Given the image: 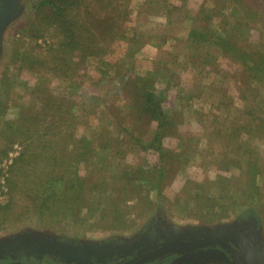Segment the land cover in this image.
I'll list each match as a JSON object with an SVG mask.
<instances>
[{
	"label": "rangeland",
	"instance_id": "1",
	"mask_svg": "<svg viewBox=\"0 0 264 264\" xmlns=\"http://www.w3.org/2000/svg\"><path fill=\"white\" fill-rule=\"evenodd\" d=\"M112 1L111 12L112 7L120 8V4L128 11L124 22L117 24L118 29L123 25L126 35L115 40L107 54L118 66L101 80L102 74L97 70L100 59L90 56L75 72L74 78L83 80L79 85L73 84L63 69L49 73L17 70L13 59L14 35L20 36L35 18L36 9L33 0H6L7 7L0 18V95L8 64L10 72L19 74V78L0 125L2 120L20 118L22 109L35 101L32 88L48 76L42 86L58 98L56 108L66 116L60 123L64 125L69 120L74 124L68 126L67 132L75 130L78 138L87 136L92 140L97 153L92 155L101 167L118 175L127 165L154 170L163 164V156L158 149L146 146L155 136L159 122L145 119V114L139 117L143 97L131 86L127 90L121 87L123 79L131 75L149 76L147 88L159 94L164 110L177 121L178 131H171L161 144L162 149L171 153L169 180L162 191L149 185H127L131 196L128 204L133 210L123 216V221L89 215L87 204L106 198L95 197L94 193L87 195L89 202L81 206L82 219L65 215L66 210L60 215L50 210L43 213L37 206L42 198L40 185L33 191L34 182L27 181L17 190L10 182L11 178H18L13 165L25 149L22 140L27 134L12 142L9 137L13 131L1 129L0 251L16 246L31 254L48 252L79 264H109L117 252L131 256L139 248L159 249L160 235L165 238L160 248L163 249L181 239L239 232L252 240L257 257L254 263H246L264 264V63L263 68L254 71L248 62L226 52L216 41V37L222 36L231 45L237 41L241 46L259 44L252 51L263 52L264 0ZM219 1L223 5L213 10ZM84 2V9L98 10L96 0ZM203 8L204 14H210L207 22L198 16ZM236 11L238 15L234 17ZM205 25L209 26L212 38L198 41L190 36L193 29L204 30ZM53 39V31L48 30L39 39L27 37L26 42L38 46L35 53L43 55ZM261 57L264 60V54ZM93 78L99 82L94 84ZM37 103L38 107L43 105L42 100ZM72 112L80 115L77 122L70 115ZM50 119L48 116L41 121V133L50 125ZM47 136L62 139V146H74L73 140L50 134L44 139ZM109 139L112 143L107 144ZM88 154L84 152L85 156ZM250 154L262 163L255 174L246 170ZM42 165L43 162L39 175L34 172V176L45 173ZM89 166L94 164L82 161L79 168L73 166L68 172L74 174L76 170L86 175ZM140 180L143 179L134 182ZM124 184L120 181L118 187ZM198 192L201 198L197 197ZM139 195H143L142 203ZM176 254L173 264H237L233 255L219 246ZM93 256L94 260L90 258Z\"/></svg>",
	"mask_w": 264,
	"mask_h": 264
},
{
	"label": "trees",
	"instance_id": "2",
	"mask_svg": "<svg viewBox=\"0 0 264 264\" xmlns=\"http://www.w3.org/2000/svg\"><path fill=\"white\" fill-rule=\"evenodd\" d=\"M84 1L85 0H33V7L36 9L35 18L22 29L20 36L14 35L15 38L12 44L13 59H15L14 63L16 64L17 70L22 71L24 69H29L36 70L39 73H49L54 69H63L64 74L66 73L65 75L72 79L73 84L78 83L80 85L83 80L74 78L75 72L79 71L88 57L93 56L100 59L97 70L102 74L101 80L105 79L111 68L118 66L113 59L108 58L107 54H110L113 42L126 35L124 34L125 30L123 25H121L119 29L117 26L118 22H124L128 15L126 6L120 4L125 7L124 10L121 6L120 8L114 6L112 7L113 12H111L110 6H113L114 1L96 0V4H98L96 7L98 10L93 12L90 7H85V9L84 6L82 7V4L85 3ZM222 5L223 4H220L219 1L213 10H218ZM6 7L7 6H5V8ZM107 8L110 10H106ZM205 11L206 8H203L201 11L202 15L198 14V16L200 15L203 17V20L207 22V17L210 14L209 12L204 14ZM237 12L238 11L234 13V17L238 15ZM204 27V30L200 31L193 29L190 36L192 38H197L198 41L212 38L209 26L205 25ZM48 30L53 31L54 39L49 43L48 49L45 53L43 52V55L35 53L38 46L33 43L27 44V37L31 36L33 39H39L45 36ZM228 40L227 38L224 39L222 36L216 37L217 43L220 44L226 52L228 51L234 57L248 62L249 66L254 71L263 68L262 64L264 60L261 55L264 54V51H252V48H258L260 46L259 44L253 47L252 44L241 46L237 44V41L235 45H231ZM259 57L262 61H260ZM8 65L2 77L5 87L3 86L4 90L0 95V117L5 115L8 110L11 94L19 78V74L10 72L11 64ZM47 79L48 76H46V78L44 77L41 79V82H39L40 84L32 88V95H35V101H33L30 106H26L22 109L18 120H2V124L0 125V131L1 129L3 132L7 129L13 131L12 135L9 137L12 142L17 136L21 137L24 133L27 134L26 138L22 140L25 144V149L21 155L17 157L13 165V170H15V175H18V178H11L10 182L12 187L17 190L21 189V184L23 183L24 185L28 181V183L34 182L35 185L34 187L31 185V189L36 191V188L40 185L42 198L37 202L39 209L43 213L50 210L49 212L55 215H60L66 210L65 215L72 216L74 219H82L83 207L81 208V206L89 202V200L87 201V195L93 193L95 197L96 195H105V199L102 197V199H97L87 204L90 208L89 215L92 217H101L102 219L110 216L111 219H116V221H123V216L131 213L133 210V206L128 204V200L131 196H128L126 191L127 188L125 187H127V185L134 184L136 187H146V185H149L156 191H162L164 188L163 184L169 180V169H171L170 166L172 167L173 165V163L170 162L171 159H169L171 153L167 152V149H162L161 144L162 138L170 134L171 131L172 133H176L175 130L178 131L176 119L164 110L159 94L153 89L147 88L148 86L146 83L150 82L149 76L131 75L124 78L123 84L121 85L122 89L127 90L128 86H131L137 90L140 97H143L139 103L141 110L137 112V115L142 118L145 114V119L148 118L150 121L154 120L159 122V127L156 130L155 136L147 143L148 145L146 148L153 147L161 151L163 164L160 168L154 170L127 165L123 168L120 175L117 173L114 174L112 170L101 167L100 162L98 163L95 161L96 158H93L95 153L93 149L95 148L90 138L87 136L78 138L75 136V130L67 132L69 131L68 126L71 128L74 124L72 122L68 123L69 120H67L64 125L60 123L63 121V116L64 118H66V116L61 114L63 111L56 108L58 106V98H56L45 85L42 86V84L46 83ZM93 82L97 84L99 81L93 78ZM38 100H42L43 105L41 107H38ZM51 109L55 111L49 114L48 112ZM70 115L74 117L75 113L72 112ZM48 116L51 117L49 122L50 125L41 133V121L44 117ZM79 116L80 115L75 116L76 122L79 120ZM65 125L67 127H65ZM240 128L242 127L240 126L238 128V133L236 134H239ZM38 130L39 133H37ZM35 134L39 135L36 136ZM48 134L55 137L61 136L66 139V141L67 139L73 140V148L62 146V139H50V136L44 139ZM139 137L137 138L139 139ZM27 140L29 141L27 142ZM80 143L81 145H78ZM109 143H112V139L107 141V144ZM86 144H88L87 151L84 149ZM59 150L63 151L59 152ZM236 150L237 153L240 152V146H238ZM84 152H89V154L85 156ZM95 155H97V153H95ZM248 156H250L247 157L249 166H247L246 170L249 173L255 174L257 173L256 169L259 171V169L262 168V163L254 154ZM82 161H91L94 166L87 167L88 173L86 175H82L79 172L76 173V170L74 174H69L68 171H70L71 167L74 166L79 168ZM42 162L45 173L43 172L44 174H42L41 177L34 176V172L36 175H39L38 171L41 169L39 167H41ZM252 166L255 167L253 170L250 168ZM151 168H153V166ZM137 172H140V176L134 178ZM150 173H152V175ZM135 179L143 180L134 182ZM120 181L125 183L123 187H118ZM223 181H225V178ZM157 186L159 188H157ZM201 196V193L198 192L197 197L201 198ZM225 196H227V194L223 197L225 198ZM139 198L141 199V201H139L142 203L143 195ZM90 199L92 198L90 197ZM138 213L140 212L138 211ZM119 256L121 257L123 255L120 254ZM160 259L157 260L159 262L158 264H167L165 260Z\"/></svg>",
	"mask_w": 264,
	"mask_h": 264
},
{
	"label": "flooded vegetation",
	"instance_id": "3",
	"mask_svg": "<svg viewBox=\"0 0 264 264\" xmlns=\"http://www.w3.org/2000/svg\"><path fill=\"white\" fill-rule=\"evenodd\" d=\"M5 6H6V0H0V17L5 11ZM159 229H160V227H159ZM157 232L162 234V230H159ZM160 236H161L160 241H161V245H162L165 243V238L162 235H160ZM242 237H247V236H245L243 233L238 232V237L229 238L228 241H230L231 244L233 245V247L235 249H237L238 251L243 252V253L248 252L249 255H247L246 258H248L250 260V262L254 263L255 261H257V257L255 256L256 253H255V250L253 248V242L249 237L248 238L250 239V241H247ZM225 238H227V236H225ZM239 239H241L242 244L239 243ZM161 245L159 246L160 248H161ZM216 247H218V246H216ZM219 247L222 248L221 245H219ZM16 248H17L16 246H7L5 249L0 251V264H79L75 260L71 261V260L63 259L60 256L49 254L48 252H45V253H33L32 252V254H31V252H26L24 250L16 249ZM159 249H157V248L155 249L152 246L147 250L139 248L138 250H135V254H133L131 256H124L123 253L117 252V253H115V258L113 260H109L108 263L109 264H125L132 259L142 257L145 255L155 254L159 251ZM160 250H162V249H160ZM225 250L228 254L229 253L231 254L230 250H227V249H225ZM250 252H251V254H250ZM120 254H122L123 256L120 257L119 256ZM171 254L163 256L166 259L163 257H159V258H156V260L154 259L152 261H146V263H145V261L139 262L137 264H158L159 262L157 260H159L160 258H161L160 260H165V262H167V264H172L174 258L176 256H178V254H176V253L173 255H171ZM90 258L92 260L95 259L94 256L90 257ZM94 264H102V263H94Z\"/></svg>",
	"mask_w": 264,
	"mask_h": 264
},
{
	"label": "water",
	"instance_id": "4",
	"mask_svg": "<svg viewBox=\"0 0 264 264\" xmlns=\"http://www.w3.org/2000/svg\"><path fill=\"white\" fill-rule=\"evenodd\" d=\"M2 15H1V17H2ZM225 236H227V238H225ZM235 237H238L237 232H232L229 234L227 233L224 235L209 236V237H204V238L181 239V240H178V241L170 244L166 248L159 250L155 254H150V255L138 257V258H135V259L128 261L125 264H137L139 262L151 261V260H154L156 258L163 257V256H166L168 254L175 253V252H182V251L188 250V249H192V250H201V249H206V248L209 249L213 246H218V245H222V246H224L223 248L230 250V252L233 255L237 264H247L248 262H250V260L248 258H246L247 255H249V253L248 252L243 253V252L238 251L237 249H235L233 247L231 242L228 241L229 238H235ZM242 238H244L247 241H250V239L248 237H242ZM239 243L242 244L241 239H239ZM250 254H251V252H250ZM77 261H79V260H77ZM97 261H99V260H97ZM99 262H101V261H99Z\"/></svg>",
	"mask_w": 264,
	"mask_h": 264
},
{
	"label": "built area",
	"instance_id": "5",
	"mask_svg": "<svg viewBox=\"0 0 264 264\" xmlns=\"http://www.w3.org/2000/svg\"><path fill=\"white\" fill-rule=\"evenodd\" d=\"M2 189H1V184H0V193H2V191H1Z\"/></svg>",
	"mask_w": 264,
	"mask_h": 264
}]
</instances>
